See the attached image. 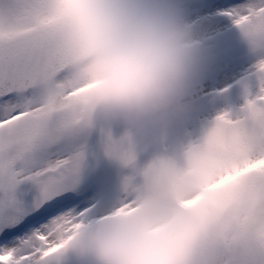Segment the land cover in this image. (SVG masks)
<instances>
[{
	"label": "snow or ice",
	"instance_id": "1",
	"mask_svg": "<svg viewBox=\"0 0 264 264\" xmlns=\"http://www.w3.org/2000/svg\"><path fill=\"white\" fill-rule=\"evenodd\" d=\"M61 4L0 0V264H64L74 233L140 198L192 210L180 264H264V0L220 13L252 46L257 90L189 138L167 179L90 121Z\"/></svg>",
	"mask_w": 264,
	"mask_h": 264
},
{
	"label": "clouds",
	"instance_id": "2",
	"mask_svg": "<svg viewBox=\"0 0 264 264\" xmlns=\"http://www.w3.org/2000/svg\"><path fill=\"white\" fill-rule=\"evenodd\" d=\"M61 7L90 121L151 149L147 163L156 162L163 179L185 168L189 138L173 139L170 130L186 109L200 54L175 0H62ZM196 223L174 201L140 198L74 233L68 253L75 264H180Z\"/></svg>",
	"mask_w": 264,
	"mask_h": 264
},
{
	"label": "rangeland",
	"instance_id": "3",
	"mask_svg": "<svg viewBox=\"0 0 264 264\" xmlns=\"http://www.w3.org/2000/svg\"><path fill=\"white\" fill-rule=\"evenodd\" d=\"M199 1L207 0H175L192 28L200 54V66L189 89L186 109L178 117L173 126L175 128L170 130V137L176 140L195 139L218 112L243 105L245 83L250 92L257 90V82L251 75L256 56L239 29L229 18L220 14L233 3L219 0L200 11L195 9ZM234 82L239 83L233 85ZM215 91L226 94L221 105L211 102ZM116 129L122 133L121 128L115 127L114 134ZM141 153L139 160L146 163L151 152L144 158H141ZM64 264H75L71 253L66 254Z\"/></svg>",
	"mask_w": 264,
	"mask_h": 264
}]
</instances>
